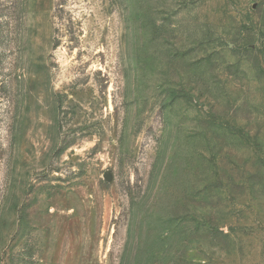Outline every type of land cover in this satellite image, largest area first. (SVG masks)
Instances as JSON below:
<instances>
[{"label":"rangeland","instance_id":"1","mask_svg":"<svg viewBox=\"0 0 264 264\" xmlns=\"http://www.w3.org/2000/svg\"><path fill=\"white\" fill-rule=\"evenodd\" d=\"M0 264H264V0H0Z\"/></svg>","mask_w":264,"mask_h":264}]
</instances>
